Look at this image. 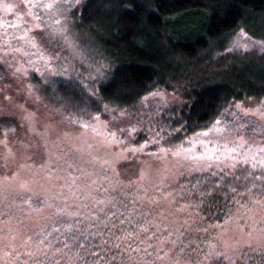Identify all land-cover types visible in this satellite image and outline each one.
<instances>
[{
    "label": "trees",
    "instance_id": "obj_1",
    "mask_svg": "<svg viewBox=\"0 0 264 264\" xmlns=\"http://www.w3.org/2000/svg\"><path fill=\"white\" fill-rule=\"evenodd\" d=\"M4 1L32 41L42 35L35 29L58 15L67 23V44L79 51L72 75L59 67L47 83L0 56V93L11 91L19 105L17 94L39 86L41 93L26 95L33 98L26 101L29 117L44 112L95 134L98 118H116V110L171 93L179 100L169 102L161 123L178 130L170 139L178 143L217 121L235 120L225 115L234 103L264 98V0H52L57 13L50 20L41 19L40 1L30 11L22 0ZM29 117L0 111V150L13 139L23 142L19 122ZM248 152L263 161L264 140ZM83 158L76 163L59 157L57 166L27 163V171L58 179L43 190L42 202L32 204L30 194L24 205L33 222L22 241L31 243L36 264H264V245L245 241L224 248L222 238L232 228L247 232L251 227L243 222L250 215L254 230L264 231V175L242 168L212 171L214 164L205 169L203 161L180 176L175 174L182 169L172 173L169 167L156 175L139 163H113L86 152ZM41 203L39 220L32 212ZM18 206L13 208L20 211ZM15 216L11 230L22 222Z\"/></svg>",
    "mask_w": 264,
    "mask_h": 264
},
{
    "label": "rangeland",
    "instance_id": "obj_2",
    "mask_svg": "<svg viewBox=\"0 0 264 264\" xmlns=\"http://www.w3.org/2000/svg\"><path fill=\"white\" fill-rule=\"evenodd\" d=\"M3 1L0 0V56L7 59L11 65L20 66L27 72L33 70L39 73L46 83L56 74L55 69L59 67L66 68V75L71 76V62L77 64L74 58L79 51L75 48L72 51L66 42L65 38L69 39L67 23L58 15L55 21H45L35 29L40 30L42 35L36 36L35 41H32L28 38V32L24 31V25H20L22 19L18 17V12L10 15L9 8L6 7L8 2ZM29 1L31 0L21 1L24 9L28 11L35 4L34 0L31 5ZM36 1L42 2L41 19L50 20L57 13L52 9V0ZM48 4L53 6L46 7ZM94 68L93 65L84 69V72H90ZM81 76L90 82L91 77L87 74ZM28 82L32 83L29 79ZM31 86L33 89H25L22 94L14 91L19 105L10 99L11 91L5 95L1 92L0 111L7 110L11 114L19 112L22 119L29 117L30 113L25 110L26 101L32 102L33 98L26 95H33V91L41 93L37 84L33 83ZM178 100L179 98L173 97L171 93L152 94L138 102L132 110L114 111L116 118H98L95 134L65 126L52 116L47 117L44 112V115L40 112L37 118L30 115L32 119L26 124L20 121L18 131L25 135L21 139L23 142L13 139L8 143V147H1L0 150V264H16L15 261L20 264H36L31 243L26 245L22 241V238H26L25 226L30 228L33 222L24 205L27 204L30 194L32 204L36 203V200L42 202L39 197L43 190L58 184L55 176L48 179L43 172L27 171L28 167L31 168L27 166L28 161L33 162L32 164L38 162L57 166L60 157L79 163L84 162L86 152V156H98L100 160L108 156L109 161L113 163L127 161L129 164L139 163L142 167H152L151 171L156 175L159 173L158 168L167 167L172 173L182 169L176 176L185 171L190 173L194 166L192 162L196 161L205 162V169L214 164L212 171L242 168L253 174L264 175V160L262 161L260 156L249 155L248 152L251 146L264 140V125L259 124L261 128L257 127V120L264 124V98L234 103L225 115L232 114L237 117L235 120L217 121L209 130L176 143L170 139L171 133H178V130L165 126L161 123V118L164 117L169 102ZM44 116L47 122L44 121ZM3 139L0 136L1 143ZM126 139L130 140L129 143ZM47 146L49 149H46ZM76 157L79 162L75 160ZM183 158L193 160L188 162ZM134 175L137 177V174ZM138 175L140 179H144L141 172ZM16 203L19 204L16 209H21L20 211L13 208ZM44 209L45 205L41 203L32 214L37 215L40 220L41 211ZM14 213L22 217V222L15 230H11L10 219L16 217ZM255 213L252 215L259 214ZM250 216L243 222L249 223L248 226L251 227L247 232L239 233L232 228L233 231H229L225 237L222 236L223 244H227L224 248L236 247L237 243L244 244L245 241L249 247L264 245V231L261 232L260 228L254 230L250 224ZM5 227L7 231L2 232Z\"/></svg>",
    "mask_w": 264,
    "mask_h": 264
},
{
    "label": "snow or ice",
    "instance_id": "obj_3",
    "mask_svg": "<svg viewBox=\"0 0 264 264\" xmlns=\"http://www.w3.org/2000/svg\"><path fill=\"white\" fill-rule=\"evenodd\" d=\"M53 5L52 4H48V5H46V7H52ZM6 7H8L9 8V10H11V6H6ZM85 127H87V125H85ZM145 231H147V229H144ZM128 235H131V234H128ZM115 247H119V245L117 244V245H115ZM133 251H139L138 249H134ZM115 257H113V259H114Z\"/></svg>",
    "mask_w": 264,
    "mask_h": 264
}]
</instances>
